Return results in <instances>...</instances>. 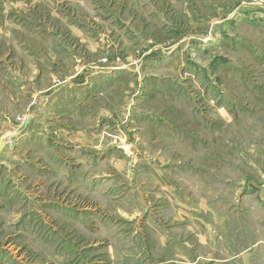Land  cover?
Wrapping results in <instances>:
<instances>
[{
    "label": "rangeland",
    "instance_id": "obj_1",
    "mask_svg": "<svg viewBox=\"0 0 264 264\" xmlns=\"http://www.w3.org/2000/svg\"><path fill=\"white\" fill-rule=\"evenodd\" d=\"M96 71L112 76L87 89L98 98L86 95L84 147L69 142L58 158L45 140L25 144L0 169V264L198 262L185 225L172 224L168 205L142 210L130 165L118 161L164 146L180 160L166 171L185 181L238 171L251 185L264 180V162L254 161L264 153V0H0V75L16 76V111L34 90ZM114 100L116 116L92 118ZM26 118L16 121L27 133ZM171 182L191 197L184 181ZM220 201L216 209L231 210ZM239 212L245 228L259 229L260 211ZM157 228L173 240L156 242Z\"/></svg>",
    "mask_w": 264,
    "mask_h": 264
},
{
    "label": "crops",
    "instance_id": "obj_2",
    "mask_svg": "<svg viewBox=\"0 0 264 264\" xmlns=\"http://www.w3.org/2000/svg\"><path fill=\"white\" fill-rule=\"evenodd\" d=\"M100 75L103 78H111L112 76L111 72L96 71L87 75L77 73L50 88L40 91L34 90L31 95V105L24 109L20 108L19 111L16 110L20 106L21 98L16 95V76L0 75V144L2 142L8 143L0 156V169L7 166L12 157H17L20 152L19 147L25 144L36 147L38 143L45 140V146L50 147V155L58 158L63 156V147L67 151L69 142L76 149L84 147L86 134L82 110L84 111L89 105L86 101V95L92 94L95 97L93 99L95 104L98 96L87 89L94 88L95 84L101 81ZM31 81L36 82L37 76H33ZM65 84H70V86ZM69 87L72 88L70 92ZM101 95L106 98L105 94L101 93ZM109 98L111 100V97ZM109 98L106 99L109 100ZM70 99H75L76 107L73 105L74 102L71 107L68 106ZM94 104L93 109L95 108ZM107 109L108 111H104L102 107L97 106L94 112L90 111L92 118L96 117L100 121L102 116L108 119L116 116L115 100L108 101ZM26 117L28 119L34 118L27 133L23 129L24 123L18 124L16 121V118ZM39 118H43L45 122L43 125L41 124L40 129H37V125L41 123L38 121ZM70 120L73 126L69 125ZM92 124V128H95V121ZM37 131L44 132V137H40ZM258 147L264 148V144ZM54 148L59 150L56 151ZM161 149L162 151L157 150L156 154L145 153L141 159H138L134 154H129L127 161H118L119 167L122 169H128L130 165L129 171L126 173L133 179L132 189L138 190L140 188V193L139 191L137 193L140 195L137 197V202L142 204V210L149 209V206L155 203L162 205L163 208L170 207L172 224L177 222L185 225L184 233H187L191 238L185 244L192 247L194 243L197 246V251L200 252L197 257L199 261L194 260L192 264H214V261L215 264H264V233H262V229L264 231V213L262 212L264 211V180L259 182L258 186L252 184L254 188L250 184L252 179L238 171L237 176L234 177L239 179L234 180H232L234 177L228 173L222 175L220 173V176L225 178L223 181L222 177L216 175L214 177L212 172H208L204 178L199 177V180L191 175L185 181L183 178L188 176L166 171V165L170 162L180 163V160L176 161L173 159L174 155L170 157L169 154L165 153L167 149L164 146ZM132 151L134 148H129V152L132 153ZM254 161L259 164L264 162V153L261 150L256 152ZM174 177L180 178L186 183V185L182 184L181 188L185 186L190 191L193 200L191 197L183 198V196L180 197L173 193L171 178ZM212 180H220L222 183L214 185ZM218 199L222 201L218 202L219 205L227 204L231 210L228 209L227 212H224L222 207L216 209L217 206L213 202ZM133 204L131 202L130 205ZM133 207L130 210H133ZM244 208L260 211L262 218L259 217L256 223L257 226H260L259 229L245 228V220L240 217L239 212ZM217 210H221L222 214H218ZM230 214L235 218L230 219ZM146 225V227L153 228L148 221H146ZM261 226L263 227L261 228ZM154 231L157 233L155 241L161 244L173 240L176 234L169 233L171 238L168 239L167 232L164 230L161 231L157 228ZM135 234L136 232H134ZM145 239L147 241L148 238ZM176 252L174 255L177 262ZM178 252L180 253L177 256L178 260H181L180 263H185L189 257L185 253Z\"/></svg>",
    "mask_w": 264,
    "mask_h": 264
},
{
    "label": "water",
    "instance_id": "obj_3",
    "mask_svg": "<svg viewBox=\"0 0 264 264\" xmlns=\"http://www.w3.org/2000/svg\"><path fill=\"white\" fill-rule=\"evenodd\" d=\"M7 145H8L7 142H2L0 144V156H1L2 152L4 151V149L7 147ZM0 164H1V162H0Z\"/></svg>",
    "mask_w": 264,
    "mask_h": 264
},
{
    "label": "bare ground",
    "instance_id": "obj_4",
    "mask_svg": "<svg viewBox=\"0 0 264 264\" xmlns=\"http://www.w3.org/2000/svg\"><path fill=\"white\" fill-rule=\"evenodd\" d=\"M7 137V136H6Z\"/></svg>",
    "mask_w": 264,
    "mask_h": 264
}]
</instances>
